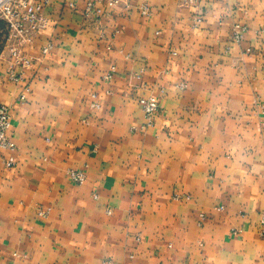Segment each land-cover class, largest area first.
Returning a JSON list of instances; mask_svg holds the SVG:
<instances>
[{
	"label": "crops",
	"instance_id": "crops-1",
	"mask_svg": "<svg viewBox=\"0 0 264 264\" xmlns=\"http://www.w3.org/2000/svg\"><path fill=\"white\" fill-rule=\"evenodd\" d=\"M95 1L46 7L18 84L0 24V264H264V0Z\"/></svg>",
	"mask_w": 264,
	"mask_h": 264
},
{
	"label": "built area",
	"instance_id": "built-area-1",
	"mask_svg": "<svg viewBox=\"0 0 264 264\" xmlns=\"http://www.w3.org/2000/svg\"><path fill=\"white\" fill-rule=\"evenodd\" d=\"M54 0H0V24L4 25L6 43L9 45V51L12 57V68L9 72V79L15 83L23 81L24 72L16 74V68L27 69L31 65V60L24 54V46L32 44L37 35L47 29L49 20L44 15V11ZM98 3H108L112 8L118 7L123 0H96ZM96 4L91 2L87 11L90 13L94 10V15L99 17L101 10H96ZM141 13L144 16H150L151 10L147 5L141 7ZM198 24L202 23L201 19L197 20ZM245 28L241 25H234L233 39L236 43H241L244 37ZM49 48L44 49L48 53ZM29 93L28 87L24 88L20 101L25 102ZM140 104L143 108L147 126L153 122V118L160 111V105L155 97L142 99ZM93 107H98L97 104ZM11 108L6 105H0V153L8 154L4 157L3 165L7 169L16 167V159L13 154L16 151V145L11 139ZM70 180L79 185H84L86 173L81 170H69ZM178 199V196L175 197ZM201 220L205 215L200 216Z\"/></svg>",
	"mask_w": 264,
	"mask_h": 264
}]
</instances>
